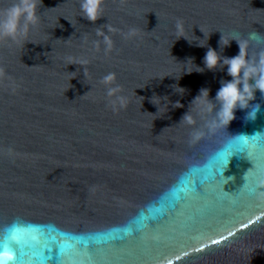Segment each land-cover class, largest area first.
<instances>
[{
  "label": "water",
  "instance_id": "95a60500",
  "mask_svg": "<svg viewBox=\"0 0 264 264\" xmlns=\"http://www.w3.org/2000/svg\"><path fill=\"white\" fill-rule=\"evenodd\" d=\"M102 7L93 23L81 0H43L34 43H0V264H264V93L212 133L217 91L232 77L203 63L209 47L239 54L235 40L220 45L222 33L258 58L264 0ZM178 21L192 43L177 39ZM109 73L116 80L105 85ZM116 86L128 103L113 110ZM201 88L213 112L194 106ZM255 105L256 120H246Z\"/></svg>",
  "mask_w": 264,
  "mask_h": 264
},
{
  "label": "clouds",
  "instance_id": "9594fccd",
  "mask_svg": "<svg viewBox=\"0 0 264 264\" xmlns=\"http://www.w3.org/2000/svg\"><path fill=\"white\" fill-rule=\"evenodd\" d=\"M123 3L124 0H121ZM43 0H14L7 7L0 9V43L7 40H11L17 44L23 42L26 46L29 41L28 35L30 29L37 26L40 21L38 10L42 6ZM104 0H81V12L82 16L95 23L102 17ZM177 39L184 38L192 43L184 35V27L182 22L176 24ZM205 36V39L209 38L202 29H200ZM109 32H115L116 29L108 26ZM97 36L103 37V43L106 45V51H111L113 48V41L109 35H107L103 29L96 30ZM136 35V30H131L127 35ZM255 35V34H253ZM232 40H235L239 44V54L235 57L221 56L215 49L209 47L204 57V65L208 70H215L221 67H227V74L232 77L231 81H223L220 89L217 91L215 101L219 104V110L215 112V119L209 124V131L214 133L219 129H227L228 126L236 119V111L238 109H249L250 101L255 97L257 91L264 93V50L259 52L258 58H249L247 53V43L237 39L235 36L232 39H226L222 33L220 45L222 47L230 46ZM96 46L99 48V41H96ZM200 47H204L205 44H198ZM192 62V58H189L187 62ZM81 64H86L87 61H80ZM196 72H203L204 69L196 66ZM191 74L193 71H186ZM85 75L87 72L85 70ZM5 77V70L0 67V80ZM116 76L114 73H109L104 76L102 83L105 85H111L115 82ZM177 89L185 90L179 86ZM122 89L119 86L109 87L107 95L109 97H115L110 101L113 110H117V106L120 108L127 107V98L119 95ZM194 106L200 113H210L216 108V105L210 99V89L201 88L199 94L193 100ZM176 107H182L179 102L176 103ZM260 112V106H251V110L246 114V120L254 121L257 118V114ZM183 122L187 124H194V118L191 114H185ZM259 134V132L257 133ZM204 133L197 132L194 134L193 142L198 141ZM235 144L240 146V149H244L248 146L249 140L247 135L234 136ZM228 163H225L224 169H226Z\"/></svg>",
  "mask_w": 264,
  "mask_h": 264
},
{
  "label": "snow or ice",
  "instance_id": "6c2138e0",
  "mask_svg": "<svg viewBox=\"0 0 264 264\" xmlns=\"http://www.w3.org/2000/svg\"><path fill=\"white\" fill-rule=\"evenodd\" d=\"M218 242V241H217ZM7 259H10V257H7Z\"/></svg>",
  "mask_w": 264,
  "mask_h": 264
}]
</instances>
